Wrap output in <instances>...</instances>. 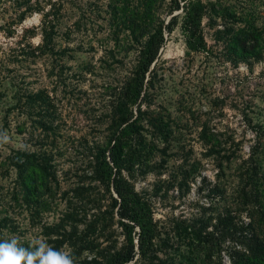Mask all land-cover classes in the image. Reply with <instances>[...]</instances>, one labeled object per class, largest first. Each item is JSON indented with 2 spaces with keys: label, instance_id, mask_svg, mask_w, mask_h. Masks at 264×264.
<instances>
[{
  "label": "trees",
  "instance_id": "16d2710c",
  "mask_svg": "<svg viewBox=\"0 0 264 264\" xmlns=\"http://www.w3.org/2000/svg\"><path fill=\"white\" fill-rule=\"evenodd\" d=\"M3 1L13 11V23L2 27L9 33L14 32L12 24H20L34 13L41 14L38 27L24 29L18 41L25 58L34 61L53 57L60 62L69 47H57L56 35L67 13L66 4L72 6L74 0ZM78 8L81 10L80 4ZM105 13L110 35L117 45L122 46L125 54L132 51L135 55L122 79L110 87L108 108L99 119V123L106 124L103 139L86 147L91 168L87 177L97 183L88 186L93 191L97 186L100 188L97 187L95 200L90 201L95 202L99 211L80 230L77 210H66L57 222L41 224L44 239L56 249L71 252L76 264H264L263 123L247 119L254 133L247 157L238 154L240 142H235L232 136L222 138L208 127V121L202 123L198 138L204 155L216 164L214 181L201 172L200 159L187 167L189 155L184 153L183 146L176 144L177 152L184 154L183 161L175 174L168 177L165 187V180L155 184L154 194L162 188L168 191L177 186L179 195L184 197L191 188L189 180L200 177L198 188L206 202L200 205L199 214L174 218L170 229L154 217L150 198L137 191L127 177H134L136 170L142 176L151 171L161 174L167 159L149 163V157L157 153L164 157L173 143H179L170 114L163 115L150 108V90L157 78L156 62L166 37L177 26L187 51H207L206 18L207 24L214 28L212 35L221 47L222 58L234 67L245 64L252 68L264 59V24L259 23L252 7L220 0H108ZM81 16L65 28L67 36L80 27ZM37 33L40 41L34 45L29 38ZM121 33L126 36L124 41ZM62 66L63 63L61 70ZM53 69L55 65L51 74ZM10 80L14 103L6 110L18 109L26 114L30 136L39 130L35 134L39 146L32 150L12 148L1 165L6 174L14 171L12 198L25 206L29 222L34 225L48 207L47 197L59 187L53 155L42 148L48 132L58 127L54 124L56 107L47 89H22L14 77ZM23 125H17L19 132L26 130ZM232 164L237 181L231 193L233 202L225 203L229 195L227 170ZM85 190L89 188H77L76 192L81 194ZM220 201L224 202L221 209ZM243 212L247 220L242 217ZM18 230L15 217L6 210L0 211V239L21 233ZM95 230L97 235L89 236ZM20 241L25 247L31 244L21 238ZM222 251L228 262L223 260Z\"/></svg>",
  "mask_w": 264,
  "mask_h": 264
},
{
  "label": "rangeland",
  "instance_id": "374dc122",
  "mask_svg": "<svg viewBox=\"0 0 264 264\" xmlns=\"http://www.w3.org/2000/svg\"><path fill=\"white\" fill-rule=\"evenodd\" d=\"M220 1L252 7L259 23L264 24V0ZM107 2L108 0H74L72 6L70 3L66 4L67 13L63 16L56 40L57 47L67 46L69 49L58 62L53 57L36 58L34 61L30 57L25 58L20 52L18 41L24 29L38 27L41 14L34 13L22 23L12 24L14 32L9 33L2 27L13 23V11L7 2L0 0V133L8 137L6 143H0V211L6 210L15 217L19 225L18 231H21L16 235L30 243L34 238L44 239L42 223L57 222L66 210H77L80 230L85 229L86 223L99 211L95 202L90 201L98 196V186L94 191L88 186L97 183L87 177L91 168L88 165L86 147L103 139L106 124L99 123V119L100 114L108 108L110 87L122 79L135 55L132 51L125 54L122 46H118L110 35L105 13ZM79 4L81 10L78 8ZM80 16V27L67 36L65 28L72 26ZM218 23H221L219 19ZM213 30L205 18L204 36L209 48L207 51H187L184 37L177 26L166 37L156 62L157 78L150 90V108L163 115L170 114L177 127L174 129L179 143H173L164 157H160L158 153L149 157V163H158L160 158L167 159L161 168V174L151 171L142 176L136 170L135 176L131 177L124 172L135 189L150 198L154 217L166 229H170L174 218L199 214L200 205L206 202V197L198 188L200 177L196 176L194 181L189 180L191 188L184 197L179 195L177 186L168 191L162 188L158 194H154L155 184L165 180V187L168 177L175 174L183 161L184 154L177 152L176 144L183 146L184 153L189 155L187 167L194 160L200 159L201 172L208 180L214 181L216 164L211 157L204 155L205 149L198 138L202 123L208 121V127L219 132L222 138L232 136L235 142H240L238 154L243 157L248 156L254 137L247 119L250 117L252 123L264 124V59L254 63L252 68L245 64L234 67L220 55L221 47L214 41ZM121 39L124 41L126 36L122 34ZM29 40L34 45L37 44L40 33ZM53 65L55 69L51 74ZM11 77L15 78L22 89H47L56 107L57 117L54 124L58 127L48 132L42 148L53 155L52 163L55 164L59 187L55 189L54 195L47 197L48 207L34 225L29 222V213L25 206L18 205L12 198L14 171L10 170L6 174L1 165L12 148L32 150L39 146L35 135L39 130L30 136L28 132L31 127L27 126L29 121L26 114L20 113L18 109L11 112L6 110L14 103ZM19 123H25V131H18ZM43 135L41 133L40 137ZM262 158L264 173V156ZM234 165L227 170L226 188L229 195L225 203L233 202L231 193L237 181L232 173ZM85 187L89 191L85 190L81 194L76 192L77 188ZM104 201L106 204L107 200ZM220 202L219 209L224 205L223 201ZM242 217L247 220L244 212ZM114 227L119 231L116 225ZM96 235L97 230L89 234ZM101 239L99 236V241ZM221 254L223 260L228 262L225 252L222 251Z\"/></svg>",
  "mask_w": 264,
  "mask_h": 264
},
{
  "label": "clouds",
  "instance_id": "9594fccd",
  "mask_svg": "<svg viewBox=\"0 0 264 264\" xmlns=\"http://www.w3.org/2000/svg\"><path fill=\"white\" fill-rule=\"evenodd\" d=\"M7 141V135L0 133V143ZM0 264H76V259L71 252L56 249L46 239L34 238L25 247L19 236L12 235L0 239Z\"/></svg>",
  "mask_w": 264,
  "mask_h": 264
}]
</instances>
